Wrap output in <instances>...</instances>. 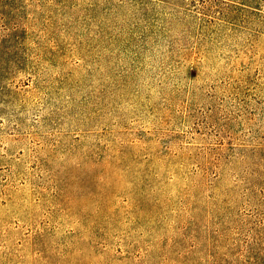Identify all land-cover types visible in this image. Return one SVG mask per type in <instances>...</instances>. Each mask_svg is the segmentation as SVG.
<instances>
[{
	"label": "rangeland",
	"instance_id": "rangeland-1",
	"mask_svg": "<svg viewBox=\"0 0 264 264\" xmlns=\"http://www.w3.org/2000/svg\"><path fill=\"white\" fill-rule=\"evenodd\" d=\"M0 264H264V0H0Z\"/></svg>",
	"mask_w": 264,
	"mask_h": 264
}]
</instances>
